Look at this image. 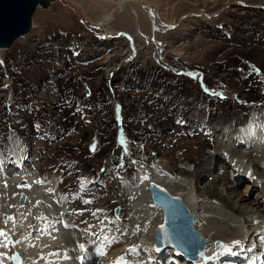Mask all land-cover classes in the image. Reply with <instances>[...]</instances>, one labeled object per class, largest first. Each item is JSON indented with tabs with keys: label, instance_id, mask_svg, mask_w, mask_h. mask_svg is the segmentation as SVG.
Masks as SVG:
<instances>
[{
	"label": "rangeland",
	"instance_id": "obj_1",
	"mask_svg": "<svg viewBox=\"0 0 264 264\" xmlns=\"http://www.w3.org/2000/svg\"><path fill=\"white\" fill-rule=\"evenodd\" d=\"M33 23L28 35L0 55V172L8 176L0 175L4 202L19 192L18 185L9 184L20 174L22 160L54 191L61 210L85 224L86 237L104 217L121 218L125 225L138 223L128 238L134 245L145 207H153L129 191L141 183L140 170L155 172L171 193L181 189L171 181L174 176L187 177L206 195L212 176L200 181L197 173L228 152L219 142H238L223 131L251 116L264 127V4L57 0L39 7ZM227 167L231 170L232 162ZM51 176L60 177L56 190L48 182ZM128 180L132 186L125 190ZM247 182L241 180L238 190ZM24 207L23 215L14 211L12 216L14 231L21 229L15 236L19 243L21 233L35 240L50 222L38 198ZM10 209L12 214L13 204ZM202 223L196 227L207 226ZM127 242L121 239L118 245ZM106 249L100 263L121 248L106 243ZM0 250L6 252V245L1 243ZM8 257L3 259L12 264ZM42 257L37 253L34 263L42 264Z\"/></svg>",
	"mask_w": 264,
	"mask_h": 264
},
{
	"label": "bare ground",
	"instance_id": "obj_2",
	"mask_svg": "<svg viewBox=\"0 0 264 264\" xmlns=\"http://www.w3.org/2000/svg\"><path fill=\"white\" fill-rule=\"evenodd\" d=\"M127 1L138 2V0H116L119 5H122ZM212 1L218 2L222 0ZM225 1L243 3L255 2L264 4V0ZM3 50L5 49L0 48V55L1 51ZM1 60L3 59L1 58ZM223 132L226 135H229V139H236L235 136L237 134V130L232 126L228 127ZM263 133L264 132L261 127H258L256 129L243 127L240 131V134L244 142H247L245 143V145H242L239 140L238 143L235 144V146L233 144L230 145L228 139L225 142L222 141L217 144L219 149L228 151L226 153L223 150L225 152V156H222V154L218 155L217 160L220 161L219 163L217 162V160L215 161L216 164L218 163V173L215 172V162L213 163L212 160L209 162L207 167H205V169L201 170L200 173H197L200 181L207 175L210 177L212 176V180L210 179V181L207 183L208 194L206 195L200 194V191L194 187L193 181H190V179H188L187 177L181 178L172 176L170 178L173 183L178 184V186L181 188L177 192H172V194L182 197L190 210L195 214L197 221L207 224V226L205 225L200 229L197 227V230L202 235L208 234L213 236L214 241L216 239L221 240L223 244L222 248L216 249L214 247V241L209 242L203 256L192 264H211L215 260L220 261L218 258L220 256H224L228 252V250L232 248L228 247L229 245L239 244V247L235 248L239 249L242 245L241 241L244 240V238L248 234L251 233V236L253 238H256L257 235L253 232L260 229L264 230V224L262 223V219L264 218V148L256 147L259 146L256 145V140L260 136H262ZM123 141L124 143H126L125 140ZM239 146H244V148H238ZM248 146L249 148L246 149V147ZM228 162H232L231 170L230 167H227ZM21 167V173H23V175H25L29 180V184L27 185V189L30 194L29 201L38 198L46 208L47 214L52 215V218L60 217L61 219L54 220L50 228L48 227V229L44 233H42L41 236H37L38 244H36V250H33V247L27 250L25 244H21L19 247L17 246L15 248V251H13V249L12 253H9L8 257L10 259V262L12 264H35L34 262L36 261V259L34 258L38 253L43 255L44 258H47V264H93L96 260V255H91L90 257L89 251L80 248L79 237H77L75 233L69 230L70 222L68 221V219L66 221L62 220V216L65 215L66 212L64 213L63 210H61L62 207L58 206V202H55V196L47 192L48 187L46 185H40V183L36 181V175L30 173V171L26 169L23 164L21 165ZM249 170L252 172L251 174H248ZM143 171L144 170H140L141 173ZM26 172H28V174ZM20 174L17 178L10 181L9 188H11L12 185H16L19 179L23 176ZM143 175L148 177V179H143L138 187H134L135 189L133 191L136 192V194L140 196V198L146 203H153L148 184L150 182H155L164 187L166 186L163 182L160 181V178L158 176L153 173L151 174L149 171H144ZM232 176L235 180L232 179ZM250 177H252L253 179H250ZM243 179H248V182L246 183V187L240 191L238 190V184ZM52 183H55V181L53 180ZM6 187L4 188V191L5 189H9ZM256 189H260L259 193H254L257 197L249 200L247 195L251 196V194ZM168 190L171 192L170 189ZM1 191L2 189H0V194ZM4 200L5 199H2L0 197V217L2 211H11L12 208L10 209V204H13L12 213L15 211L14 213H17V215H23L24 211L22 212L21 210L27 208L18 205V197H14L7 202H4ZM145 208L147 213L146 219H143V221L139 222L140 229L142 231L140 239L142 240L143 244L147 242L148 244H150L151 241L153 243L155 241V228L163 223L164 215L163 211L158 206L153 205V207H151L148 204ZM31 212L27 214L31 215ZM153 218H155V220H153ZM152 220L153 222H151ZM10 223H12V220L6 222L5 224L6 226H8L10 225ZM5 224H2V229L0 230L4 233V235L0 236V244L2 243V245H6L8 239H12L13 241H15V236H20V234H18L20 231L17 233L18 235L12 234L13 228H7ZM200 224L201 223H199V225ZM65 240L67 241L65 247H63L61 244H57L61 245L62 249H58L59 247L54 249V247H56L57 245L50 247V244L64 242ZM237 241L239 243H236ZM251 241L255 244L259 242L258 240L252 238ZM262 241V246H264V238ZM128 248L126 247L125 249H123V251L122 249H120V251L115 250L110 252L111 254H109V256H106L105 258L106 263L116 261L118 259V256L122 252L123 257L117 264H138V262L142 260V257L140 256L135 258L132 255V250ZM87 258L90 259L87 261ZM58 260H60V262H58Z\"/></svg>",
	"mask_w": 264,
	"mask_h": 264
},
{
	"label": "water",
	"instance_id": "obj_3",
	"mask_svg": "<svg viewBox=\"0 0 264 264\" xmlns=\"http://www.w3.org/2000/svg\"><path fill=\"white\" fill-rule=\"evenodd\" d=\"M57 0H0V48L10 49L21 36L33 28V18L39 7L48 8ZM27 179L21 185L27 184ZM153 202L163 211V223L155 229L156 244L172 248L189 260L198 259L205 250L206 238L197 230L195 214L178 195L166 187L150 182L148 185ZM26 194L21 193V204ZM5 218L7 213L4 214Z\"/></svg>",
	"mask_w": 264,
	"mask_h": 264
},
{
	"label": "snow or ice",
	"instance_id": "obj_4",
	"mask_svg": "<svg viewBox=\"0 0 264 264\" xmlns=\"http://www.w3.org/2000/svg\"><path fill=\"white\" fill-rule=\"evenodd\" d=\"M0 63H2V62H0ZM144 179H148V177H144ZM2 235H4V233H3V231H0V236H2ZM18 242H19V241H18ZM236 243H239V242L237 241ZM80 248L83 249V248H84V245L81 244V245H80Z\"/></svg>",
	"mask_w": 264,
	"mask_h": 264
},
{
	"label": "trees",
	"instance_id": "obj_5",
	"mask_svg": "<svg viewBox=\"0 0 264 264\" xmlns=\"http://www.w3.org/2000/svg\"><path fill=\"white\" fill-rule=\"evenodd\" d=\"M95 97H96V96H95ZM95 97H94V100H93V101H94V102H97L98 100H97V98H95ZM99 101L103 102V100H99ZM124 129H125V128H124Z\"/></svg>",
	"mask_w": 264,
	"mask_h": 264
}]
</instances>
